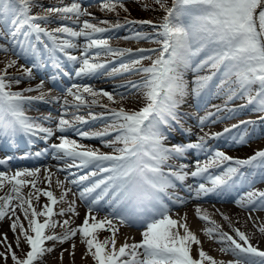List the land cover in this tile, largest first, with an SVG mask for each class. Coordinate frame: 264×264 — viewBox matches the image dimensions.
Wrapping results in <instances>:
<instances>
[{"label":"snow or ice","instance_id":"6c2138e0","mask_svg":"<svg viewBox=\"0 0 264 264\" xmlns=\"http://www.w3.org/2000/svg\"><path fill=\"white\" fill-rule=\"evenodd\" d=\"M155 3L164 11L162 22L155 26L153 36H146L140 32L135 33L136 39L151 40L159 45V48L140 50V54L131 58L129 62H121L120 70L140 74L142 80L131 82L121 87L135 89L143 93L144 106L138 111H126L124 108H107L109 121L107 127L101 132L89 133L74 129L82 138L93 139L109 137L104 141L106 146L112 148V154H105L99 150L89 149L75 140L61 135L59 143L52 144L51 148L56 153V158L65 159L68 168L94 167L96 170L82 175L79 179L70 181L78 185L90 177L100 176L99 179L85 186L79 192L81 201L88 204V212L83 223L70 228L69 220L62 223L53 220L55 215L63 216L67 213L78 215L75 209V201L68 202L66 197L71 189L63 191L57 198L52 191L37 188L39 169L16 170L11 175L0 171V190L5 185L10 186L9 192L0 196V221L6 217L10 219L11 231L17 233L16 245L20 246L21 237L29 247V250L20 258L7 244L6 234L3 243L5 252H0V257L7 260L11 254L13 264H37L42 262L45 254L53 251L46 246L47 241L64 243L77 234L81 242L86 245L87 253L91 255L94 264H218L209 256L202 247L198 249V259L193 258L192 245H200L199 239L190 231L186 216L174 219L172 209L165 202L164 197L174 204H183L184 200L179 196L168 195V190L177 186V182L183 184L189 176L184 169L187 165L178 168L169 161L182 159L190 151L208 153L209 159L201 164L195 161V171L190 175L193 178L202 177L211 186L199 183L195 188V196L230 194L237 180L244 177L241 168L251 167L264 170V150L257 151L248 159H233L223 151H210L204 137H199L197 142L187 144L167 145L170 133L173 132L174 123L179 124L178 108L189 95L188 82L185 72L191 70L197 73L191 90L192 95L199 98L205 90L215 88L217 93H223L228 101L234 97L247 99L248 104L254 106V111L264 112V0H155ZM36 6L35 0H0V23L8 18L15 26L10 34L16 36L21 28L27 27L36 34L48 37L51 46L45 45L51 53L61 52L67 59L79 67L75 69V76L83 78L94 76L99 70L105 68V64L98 62L101 55L124 56L131 55L128 50L113 49L106 39L99 38V34L109 31L108 28L84 20L81 17L90 15L82 10L78 0H73L70 5L63 7H50L46 13H56L60 20L73 21L79 25V30L64 24L48 31L43 24L52 23L48 15H31L32 8ZM101 8L107 12L116 11L117 7L127 11L124 0H101ZM145 10H147L145 8ZM107 21H100L106 24ZM128 23H148L150 21H128ZM115 27H120L119 24ZM60 34V35H56ZM60 36L64 38L61 39ZM83 37L86 41L81 55L70 54L69 49L76 50L80 46L75 42ZM95 55H92V50ZM8 51L7 49H0ZM147 51L148 54H145ZM144 60H150L149 67H137ZM16 65V60L8 62L6 68L0 71V139L14 140L23 134L29 137L43 133V139L47 140L55 133L50 128H44L25 115V107L33 100L44 101V93L38 97H26L21 92L11 91L12 82L7 79V69ZM57 67H60L57 63ZM207 70L211 74L201 76L198 73ZM113 71H117L114 69ZM24 73L31 77V69H24ZM68 76V72H64ZM15 83H19L16 80ZM41 81L37 89L28 88L25 91H34L43 88ZM66 95L72 97L76 103H70L68 99L63 101V108L75 107L77 110L89 102L85 94L92 97V104H96L98 96L107 97L115 103L112 93L105 90H95L90 85L73 83L66 90ZM123 98V93L120 94ZM54 102H59L53 98ZM235 112L236 110H230ZM91 119L97 117L89 112ZM207 118H201L199 124L203 126ZM74 122L87 124L88 120L81 116H75L73 121L58 120L56 131L64 133L73 129ZM253 124L254 122H242ZM233 127H238L234 125ZM226 133L231 129H225ZM220 134H217L219 137ZM258 138V137H257ZM251 137L247 133L238 139L233 137L235 143L244 144ZM41 155L40 152L36 153ZM11 157L0 159V165H4ZM227 162V164H226ZM218 174L210 173L211 168L225 165ZM165 168L168 169L165 172ZM50 184V177H46ZM264 180V171L261 172ZM58 186L63 187V182L58 181ZM103 186V187H102ZM30 187L32 191L27 195L23 189ZM100 191L93 197L92 193ZM189 191H192L189 186ZM46 197V203L41 210L33 204V199L39 201L40 196ZM91 197V199H89ZM111 207L108 216L98 220L94 212L102 200ZM15 202V203H14ZM68 203L67 209L54 212L53 206ZM238 207L249 212L264 211V191H248L245 196L235 200ZM19 209L28 222L27 228L17 215ZM196 215L205 222H210L213 227L207 228L205 234L210 239L217 237L221 244V251L230 253L234 260L229 264H264V251L253 246L250 242L251 235L233 228L235 238L226 232L220 231L215 221H211L208 215L199 207ZM223 215V214H222ZM120 225L142 227V240L139 243H127L116 247V233L118 227L113 218ZM14 217V219H13ZM44 217L43 222L38 218ZM223 219L229 221L224 215ZM252 219L251 215L248 217ZM59 226L64 228L62 234H55L54 229ZM255 226V224H254ZM47 230H53L46 234ZM109 231L111 238L100 240L98 231ZM182 230V231H181ZM258 232L264 235V224L259 225ZM73 249L75 244L72 245ZM63 253H61V259Z\"/></svg>","mask_w":264,"mask_h":264},{"label":"bare ground","instance_id":"6f19581e","mask_svg":"<svg viewBox=\"0 0 264 264\" xmlns=\"http://www.w3.org/2000/svg\"><path fill=\"white\" fill-rule=\"evenodd\" d=\"M95 1L96 0H78V2H80L82 5V10H86L90 14V15L81 17L80 18L81 23L84 20H88L89 22L91 21L95 22L97 19H99V18H96L95 13L91 10L92 4H94ZM72 2L73 0H58L55 3L56 5L54 6L63 7V6L70 5ZM51 21H52L51 24L56 27H59L64 24L68 25L69 27H73V28H78L79 26L73 21H69V20H60V19L53 18L51 19ZM121 26L123 27V25ZM123 30L124 29L117 28L113 31H109V32L107 31L105 33L99 34V37H101L102 39H106L108 41V45L114 49L117 47L116 44H119L120 41L121 43L122 42L125 43V41L129 39L128 37H130L129 35L126 34L125 32L126 30L125 31ZM1 53H6V52L0 50V54ZM9 61L11 60H9V58L6 55L0 56V63L2 65L7 66ZM16 67H18V69H21L19 68L18 62H16ZM33 69H35L34 65H33ZM75 69L76 68L72 67V69L69 71L68 77L64 79L63 81H61L60 84H58V82H56L55 80L46 78V76L49 75L47 74V72L50 70V65H48V63H45L43 67L44 74L37 72L35 76L31 75V77L27 76V77L22 78L23 81L26 80L25 86L28 88H32V89L38 88V86L40 85L39 80L44 81L42 89L34 90V91H27L26 94H23V95L26 97H38L41 95V92L45 94L44 101H48L47 103L40 101V100H33L32 101L33 106H28L27 109H25V115L27 117H29L31 120L38 123L40 126L44 128H50L54 131L55 134L52 137L48 138L47 140L44 139L45 141L43 143L45 146H48V142L54 139V137L57 134H60V132L56 131V126L61 116H63L64 119H68L70 121H73L74 117L77 115L81 117H85L86 115H89V112L92 113L93 108L98 109L101 106L100 105L101 100L110 102L114 105L113 102L109 101L107 97H104V96L96 97L95 99L97 100V103L92 104L91 100L93 98L85 94V99H87L89 103L81 106L79 110H77L75 107H68L67 109L63 108L62 107L63 101L65 99H68L70 103H73V104L76 103L75 101L72 100V97H68L66 95V91H65L68 87H71L73 83L81 84V85H90L95 90H98V91L99 90L108 91L113 94L115 101L119 99H128L126 93L130 89L129 88L121 89L117 85H110V84L107 85L103 81H100L99 79L106 80L105 79L106 76H104L102 72H99L94 76H90V77L86 76L83 78H78L75 76ZM19 73H20V70H19ZM112 83L114 84V82ZM121 93L124 94L123 98L120 95ZM53 98L58 99L59 102H54ZM97 111H99V109ZM44 112H47L49 114H45ZM100 112H102V110H100ZM92 114L96 116L97 113H92ZM210 118H213V117H210ZM86 120H88L87 124H80L79 122H74V125H76L74 127L79 128L80 130L85 127L94 128L95 130H97L96 128H99V126H102V125H106L105 122H107V119L105 121L104 118L102 117L100 118L97 117V119L95 120L91 118H87ZM243 120L241 122H243ZM249 120L251 119L248 117L244 121H249ZM61 134L69 135L72 138H82L76 134V131L74 129H69L68 131L61 133ZM40 135L42 137L44 136L43 133H39L38 135L33 136L31 138L36 139ZM21 137L22 135H18L14 140L11 141L12 146L10 147V149L8 148L3 149V151L5 152L0 155V159H6L7 156H10V157L12 156V154L9 153L11 148H18V149L20 148L19 150H21L24 155L25 153L28 154V151H23V150L30 149L29 147L19 146ZM252 138H254V136H252ZM3 140L5 141V139ZM261 141L264 142V139ZM53 142H55L53 144H58L60 141L58 138H55ZM5 143L7 142L5 141ZM98 144L99 146L103 148L108 147L101 140L99 141ZM249 147L253 148L254 150H259V149L263 150L264 145H262L261 147V145L259 146V144H257V141H253V143H250ZM208 158H209L208 153L198 154V153H193L192 151H190L186 154L184 158L176 159L175 161L177 164H175V162H169L170 164L174 165L177 168L180 165H187L184 171L188 172L189 176L184 181V183L180 184L178 182L175 188L168 190V195L182 197L184 200V203L174 204L172 203V201H169L167 197H164V200L169 205V207L172 209L171 215L174 219H179L181 217L186 216V221L184 222L187 224L190 231L193 232L194 235L201 242L200 245H195V244L192 245L191 254L193 258H196V259L199 258L198 249L202 247V249L209 256L213 257L218 262V264H229V262L234 260V257L230 253H224L220 250L221 244L217 242V237L213 236V238L210 239L208 235L205 234L206 229L213 227V225L210 222L202 221L201 219L197 217L196 215L197 207H199L203 212H205L211 221H215V224L219 226L220 231H222V227L220 225H223V227L226 229V232H228L229 235H233V237L235 238L233 228H239L241 231L251 235L250 242L253 244V246H256L260 250L264 251V243L260 244V242H258L259 237H261V239L264 241V235L259 233L257 230L259 225L264 224V211L249 212L246 209H242L238 207L235 203L236 199H239L240 197L245 196L248 191H254V190L264 191L263 186H262L264 185V180H262L261 176L259 175L255 176L254 178L245 179L247 176V171H246V173L244 174V177L237 180V183L233 191L230 194H226L224 196L208 195V196H201L197 198L195 196V188L196 186H198L199 183H205L206 186H209V187L211 185L208 184L207 180L202 177L193 178L190 175V173L196 170L195 168L196 160H199L201 164H203L204 162L208 160ZM62 163H70V161L66 162L65 159L56 158L55 151L52 149L51 150L47 149L46 152L42 155V157H39L38 159H34V160L25 159L20 162H14L10 159L9 161H7L6 164L0 165V171H3L7 173L8 175H11L16 170L39 169L40 171L37 177V188L52 191L53 194L57 198H59L61 193L65 191L66 189H71V191L68 192V195L65 199L68 202L75 201L74 206H75V209L78 215H72L71 213L66 212V214L63 216L55 215L53 217V220L59 221L60 223H62L64 220H69L70 221L69 227L76 228L83 223V220L85 219V216L88 212V204L87 202L80 200L79 192L82 191L85 186H90L91 183L99 179L100 176L98 175L96 177H90L89 180L87 181H83L78 185H73L70 183L71 180L79 179L80 176L87 175L89 172L94 171L96 169L92 166H89L86 168H77V167L68 168L67 166L62 167L61 166ZM165 170L168 171L166 168ZM245 170H247L246 167H244V170L242 172H244ZM209 171L212 174L219 173L218 171L214 169H210ZM46 177H50V181H51L50 184L48 180L46 179ZM58 181L63 182V187L58 186V183H57ZM189 186H191L192 188L191 192L189 191ZM9 188L10 186L6 184L3 190H0V196L7 194L9 192ZM30 191H32L30 187H26L23 189V193L25 195H27V193ZM99 191L100 189H97L96 192L92 193V196L94 197ZM89 199H91V197ZM107 199L108 198L106 197L105 200H102L100 202V205L97 206L99 207L100 210L98 212L93 213L96 215L98 220L103 219L105 216H108L109 213H111L112 211L111 207L106 203ZM167 201H169L170 203H168ZM46 203H49V202L47 201L46 197H44L43 195L40 196L39 201H36L35 199H33V204L34 206L37 207L38 211L41 210ZM67 207H68V203H63V204L58 203L57 205L53 206V210L54 212L59 213L61 209H67ZM17 215L20 217V220L24 224L25 228H27L28 222L24 219L23 213L19 209H17ZM224 215L229 217V220L231 223L223 219ZM249 215H251L252 217L251 220L248 219ZM109 218H113L114 223L118 227V232L116 233V237H115L117 240V244H116L117 248L123 245L126 241L127 243L131 244V243H139L142 240V231H143L142 227L120 225L118 221L115 220L114 216L109 217ZM38 219L41 222H43L44 217H39ZM11 222L12 221L8 219L7 217L4 220L0 221V252H5L6 245L2 241H3L4 235L6 234L7 244H10L12 246L13 251H15L16 249L18 253H21L23 255L29 250V247L23 241V237H21L20 246L17 247L16 235L18 234L19 230H17V233H13L10 228ZM52 231L53 230H47L46 234H51ZM64 231L65 229L59 226H57L54 229L55 234H58V235L62 234ZM111 236H112V233L109 231H103V230L98 231V238L100 240H103L105 238H111ZM73 244H75L74 249L72 247ZM46 246L52 248L53 251L45 254V256L42 258V262H37V264H64V263L66 264H94V261L91 255L87 253L86 245L81 242V238L79 234H77L72 239L65 241L64 243H58L55 241H47ZM61 253H63L62 259H61ZM8 257L10 259L11 254H8L7 258ZM0 259H5V258L0 257ZM4 261L1 262L0 260V264L4 263Z\"/></svg>","mask_w":264,"mask_h":264},{"label":"rangeland","instance_id":"374dc122","mask_svg":"<svg viewBox=\"0 0 264 264\" xmlns=\"http://www.w3.org/2000/svg\"><path fill=\"white\" fill-rule=\"evenodd\" d=\"M57 1L58 0H35L36 6L32 8L30 14L40 15V16L48 15L50 20L53 18L59 19L58 14L56 13L49 14L46 13L45 11L47 8L55 7L54 5H56L55 3ZM167 2L168 5L170 6L171 0H167ZM100 4H101V0H96L94 4H92L91 10L95 13L96 18L99 19H97L95 22L91 21L90 23L96 24L100 27L108 28L109 31H113L117 29L115 25L119 24L120 27L118 28L124 29L123 31L126 30L125 31L126 34L129 35L130 37H128L129 39L126 40L125 43L124 42L121 43L120 41L119 44H116L117 47L114 49L128 50V52L131 55L129 54H125L124 56L101 55L99 57L98 62L105 64V68L99 70L98 73L102 72L103 75L106 76L105 77L106 80H101V79L99 80L103 81L107 85L108 84L117 85L121 89H126L125 87H121V86L128 85L131 82H139L142 80V76L140 74H135L134 72H123L122 70H120L121 62H125V63L129 62L131 58H135L137 55L140 54L141 49L149 50V49L159 48V45L151 42V40L136 39L135 33L140 32L146 36H153L155 31V26H158L162 22L165 13L160 8V6L155 3V0H124V6L125 8H127V11H124L123 9L117 7L116 11L114 12H107L103 10ZM145 8L147 10H145ZM11 19L12 18L10 17L5 22L0 23V48L8 50L6 51L7 54L1 53L0 56L6 55L9 58V60H16V62L19 63V68H21L18 69V67H16L15 65L14 67L7 69V79L12 82L11 91L21 92L22 94H26L27 91H25V89H27L28 87L25 86L26 80L23 81L22 79L24 77H27V75L24 73V69H31L33 76H35L37 72L44 74L43 67L45 63H48V65H50V69L54 68L56 71V73H54L50 79L55 80L56 82H58V84H60V81H63V79H66L68 77L64 75V72L69 73L72 67L74 68L79 67V64H75L69 61L64 53L56 52L53 54L49 52L48 48H46L45 45L47 44L50 47L51 42L47 38H45L43 34H41L40 39L37 40L36 34L33 33L30 29L27 28L26 31L23 32V28H21L20 31L16 34V36H12L11 34L7 35L6 29L8 28L12 29L11 32L15 30V26L11 23ZM100 21H107L108 23L100 24ZM128 21H137V22L150 21L151 23L150 24L128 23ZM49 24L43 25L42 23V26L46 27L48 31H52L53 29L56 28V26H53L51 23ZM121 25H123V27ZM74 29L79 30V26L78 28H74ZM32 33L35 35V37L32 35ZM60 38L63 39L64 37L60 36ZM75 42L80 47L76 50L69 49L68 51L70 52V54L79 57L81 55V51L86 41L84 40L83 37H81ZM95 51H96L95 49L92 50L91 54L95 55ZM17 54L18 55L23 54V55L20 57ZM42 54L44 56H42ZM145 54H148L147 51L145 52ZM57 63H59L60 67H57ZM33 65L35 69H33ZM150 65H151L150 60H144L142 62V65H138L137 67H141V66L149 67ZM5 68L6 66L0 63V71H3ZM114 69H116L117 71H113ZM198 74L204 76V75H210L211 73L207 70H204ZM196 75L197 73H194L191 70L185 72L184 74L185 79L188 82L189 95L185 98L182 105L178 108L180 123L179 124L174 123L175 130L170 133V139L166 142L167 145L171 146L173 144H187L189 142H197L199 137H204L207 142V147L210 151H215V150L223 151L227 156L232 157L234 160L248 159L249 157L253 156L257 151L262 150V149L254 150L253 148L249 147V145L250 143H253V141H257V144H259V146L261 145V147L262 145H264V142L261 141L264 139V112H259V111L255 112L253 110L254 106L248 104L246 98L240 99L234 97L231 101H228L227 97L223 93L218 94L215 88H211V90H205V92H203L201 96L197 98L191 93V90L194 86L192 82L195 80ZM16 80H19V83H15ZM41 81L43 80H39L40 83ZM112 82H114V84ZM126 95L128 99H119L114 103V105L110 102L101 100L100 103L101 106L98 108L99 111H97L98 109L93 108L92 113H97L96 114L97 117L99 118L102 117L104 118L105 121L107 119L108 122L109 113L107 112L106 107H102V105L107 106V108H116V109L122 107L126 111H138L141 107L144 106V99L142 92H138L135 89H130L127 91ZM28 106H33V104L31 103L29 105H26L25 109H27ZM100 110H102V112H100ZM230 110H236V111L232 112ZM44 113L49 114L47 112ZM245 114H249L251 116V120L249 121L251 122L255 121V122L253 124L241 123V118H236L238 116ZM84 118L87 119L91 117L89 115H86ZM201 118H207L206 119L207 121L203 126L199 124ZM107 122H105L106 125H102L99 126V128H96L97 130L89 127H85L81 130L89 133L101 132L104 130V128L107 127ZM234 125L238 127H233ZM75 128L76 127H73V129ZM226 128L231 129V131L226 133L224 131ZM245 133H247L248 136L251 137V139L248 140L247 143L240 144V143H235L233 141V137L238 139L240 136L244 135ZM217 134H220L219 137H217ZM61 135H62L61 133L57 134L54 137V139L58 138ZM64 136H66L68 139L75 140L78 144H83L87 146L89 149L99 150V152L101 151V153H105V154H112L113 151L112 148L110 147L103 148L98 144L100 140L104 142L107 141L109 137L87 139V138H72L69 135H64ZM252 136H254V138H252ZM40 139H43L41 135L38 138H36V140H40ZM54 139H52L50 142L47 141L48 146L40 147V145H37V149L31 152L30 154H28V156L30 158L31 157L33 158L34 156L36 157L42 156L47 149L49 150L52 149L51 145L55 143L53 142ZM28 142H30V144L33 145L35 139L32 138V141H28ZM37 152H40L41 155L37 156L36 155ZM192 152L197 153L194 150ZM198 154H207V153H198ZM169 162H175V160H171ZM226 164L211 169L220 172L222 171L223 167H226ZM61 165L62 167L63 166L66 167L67 164L62 163ZM252 169L254 171L251 172L252 177H255L257 175L261 176V172L264 171L259 168H252ZM220 226L222 227V231L226 232V229L223 227V225ZM258 242H260V244L264 243L261 237H259ZM14 252L18 257L23 258L24 254L22 255L21 253H18L16 249ZM0 260L2 262L5 259H0ZM2 264H13V261L11 258L9 259L8 257L7 260H5L4 263Z\"/></svg>","mask_w":264,"mask_h":264}]
</instances>
